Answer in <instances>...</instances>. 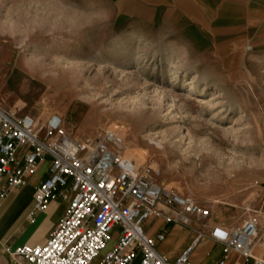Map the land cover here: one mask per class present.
I'll return each instance as SVG.
<instances>
[{"label": "rangeland", "instance_id": "rangeland-1", "mask_svg": "<svg viewBox=\"0 0 264 264\" xmlns=\"http://www.w3.org/2000/svg\"><path fill=\"white\" fill-rule=\"evenodd\" d=\"M110 11L107 0H0V108L57 113L78 140L116 130L141 174L211 207L214 221L259 217L264 63L246 79H207L194 58L125 32ZM181 229L171 252L189 235ZM212 255L199 244L190 264Z\"/></svg>", "mask_w": 264, "mask_h": 264}, {"label": "built area", "instance_id": "built-area-1", "mask_svg": "<svg viewBox=\"0 0 264 264\" xmlns=\"http://www.w3.org/2000/svg\"><path fill=\"white\" fill-rule=\"evenodd\" d=\"M122 144L123 136L116 130L78 140L57 113L43 121L0 108V198L25 186L49 161V175L36 187L31 216L45 212L53 201L67 202L44 244H27L12 252L17 264H190L203 241L222 247L214 264H264L253 253L259 217L237 228L214 222L211 207L141 174L124 158ZM262 200L260 215L264 193ZM157 220L162 226L152 236L149 229ZM169 225L194 235L174 262L156 246V241L165 240Z\"/></svg>", "mask_w": 264, "mask_h": 264}, {"label": "crops", "instance_id": "crops-1", "mask_svg": "<svg viewBox=\"0 0 264 264\" xmlns=\"http://www.w3.org/2000/svg\"><path fill=\"white\" fill-rule=\"evenodd\" d=\"M115 25L148 41L183 52L195 60V66L207 79H246L254 67L264 63V0H107ZM49 161L43 162L25 186L13 189L0 198V264H17L12 252L24 245L44 244L67 206L53 201L45 212L34 209L36 187L49 175ZM228 225L225 222H217ZM259 235L254 256L264 259V214L258 218ZM151 222H148L150 224ZM147 224V225H148ZM157 220L149 234L155 236ZM164 241L157 249L170 262L189 247L190 234L171 252L172 234L183 231L169 225ZM213 255L201 264H214L222 256V247L210 241Z\"/></svg>", "mask_w": 264, "mask_h": 264}, {"label": "bare ground", "instance_id": "bare-ground-1", "mask_svg": "<svg viewBox=\"0 0 264 264\" xmlns=\"http://www.w3.org/2000/svg\"><path fill=\"white\" fill-rule=\"evenodd\" d=\"M21 64V63H20ZM26 69H28L27 71H30L31 73H36V72H43V69H40L39 67H35V66H33V65H28V67L26 68ZM33 76V75H32ZM67 78H68V76H67ZM70 78V77H69ZM66 81V80H65ZM56 85V84H55ZM223 93V92H222ZM198 102L199 103H201V104H207L208 105V107H210V108H213L214 107V105H213V103L214 102H212V101H210V99H207V98H200L199 100H198ZM2 109V108H1ZM6 112V111H5ZM8 113V112H7ZM124 113H126V112H124ZM227 144V143H226ZM121 147V150H123V148H124V152L125 153H127L128 152V150L126 151V147H125V145H124V143L120 146ZM120 150V151H121ZM133 157H135V158H138L139 160L140 159H142L143 158V153L142 152H138V153H133V155H132ZM125 158V157H124ZM129 161H131V159H128ZM133 162V161H132ZM134 163V162H133ZM135 164V163H134ZM135 166H136V164H135ZM136 168L138 169V167L136 166Z\"/></svg>", "mask_w": 264, "mask_h": 264}]
</instances>
